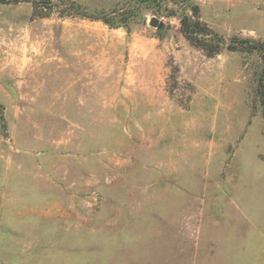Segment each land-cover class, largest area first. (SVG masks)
<instances>
[{
	"label": "rangeland",
	"instance_id": "374dc122",
	"mask_svg": "<svg viewBox=\"0 0 264 264\" xmlns=\"http://www.w3.org/2000/svg\"><path fill=\"white\" fill-rule=\"evenodd\" d=\"M192 6L264 41V0L0 3V264H264L263 60Z\"/></svg>",
	"mask_w": 264,
	"mask_h": 264
},
{
	"label": "trees",
	"instance_id": "16d2710c",
	"mask_svg": "<svg viewBox=\"0 0 264 264\" xmlns=\"http://www.w3.org/2000/svg\"><path fill=\"white\" fill-rule=\"evenodd\" d=\"M17 2V0H0V3H10ZM77 10V8H76ZM192 17L187 15L183 16L180 20L181 32L182 34L190 40L194 45L203 50L208 56H214L219 54L221 49L226 48L229 51H243L248 54L258 53L263 60V69L257 80L256 92L259 97L260 105L262 108V117L264 121V41H255L249 39H239L237 44L226 45L225 39L222 36L215 35L211 30L200 21L199 19V8L197 6H192ZM84 16V15H83ZM93 20H100L106 25L119 27H127V22H119L114 24L113 18L107 17H93L84 16ZM0 121H2V128L4 127V122L2 116H0Z\"/></svg>",
	"mask_w": 264,
	"mask_h": 264
},
{
	"label": "water",
	"instance_id": "95a60500",
	"mask_svg": "<svg viewBox=\"0 0 264 264\" xmlns=\"http://www.w3.org/2000/svg\"><path fill=\"white\" fill-rule=\"evenodd\" d=\"M150 26L157 28L161 26V23L157 19L152 18L150 21Z\"/></svg>",
	"mask_w": 264,
	"mask_h": 264
}]
</instances>
